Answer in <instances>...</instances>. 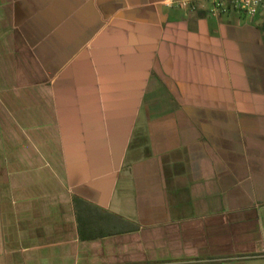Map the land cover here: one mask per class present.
<instances>
[{
    "label": "crops",
    "instance_id": "obj_1",
    "mask_svg": "<svg viewBox=\"0 0 264 264\" xmlns=\"http://www.w3.org/2000/svg\"><path fill=\"white\" fill-rule=\"evenodd\" d=\"M0 0V264H264V11Z\"/></svg>",
    "mask_w": 264,
    "mask_h": 264
},
{
    "label": "built area",
    "instance_id": "obj_2",
    "mask_svg": "<svg viewBox=\"0 0 264 264\" xmlns=\"http://www.w3.org/2000/svg\"><path fill=\"white\" fill-rule=\"evenodd\" d=\"M194 0H177L182 8H193L191 3ZM208 12L217 16L231 11L252 19L259 12L264 11V0H202Z\"/></svg>",
    "mask_w": 264,
    "mask_h": 264
}]
</instances>
